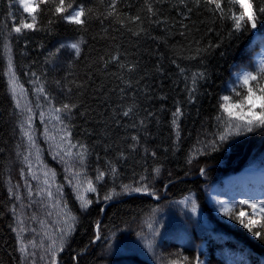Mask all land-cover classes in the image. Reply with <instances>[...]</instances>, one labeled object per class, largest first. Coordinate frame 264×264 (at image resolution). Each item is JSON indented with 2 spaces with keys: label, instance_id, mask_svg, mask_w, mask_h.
<instances>
[{
  "label": "trees",
  "instance_id": "16d2710c",
  "mask_svg": "<svg viewBox=\"0 0 264 264\" xmlns=\"http://www.w3.org/2000/svg\"><path fill=\"white\" fill-rule=\"evenodd\" d=\"M150 2L155 15L144 0H77L91 9L84 25L45 11L38 16L43 30L9 36V12L17 22L31 21L18 4L0 0V264H51L48 247L53 240L59 247L61 229H67L71 217L76 218L74 231L56 253L58 264H170L197 255L206 264H264V240L224 210L214 211L209 201L211 191L228 204L264 191V177L245 179V187L228 177L244 167L264 170V130L221 143L217 137L223 124L216 120L220 97L235 85L233 73L254 71L253 53H264V17L257 30L229 36L231 21L197 8L193 0ZM137 15L140 21L129 19ZM141 28L145 31L133 35ZM6 40L19 82L28 90L21 109L15 107L5 74ZM78 41V57L67 47L56 53L61 44ZM199 72L206 78L197 80L190 102L192 76ZM41 84L51 102L37 96ZM28 101L32 113L23 111ZM63 104L76 107L59 113L61 123L54 108ZM178 105L183 110L179 138L171 123ZM29 115L34 146L20 128L23 124L28 130ZM80 145L86 148L82 164ZM109 162L117 169L115 176ZM98 169L106 173L102 181L95 180ZM73 172L80 175L73 179ZM88 179L97 192L85 191ZM122 184L148 191L103 198L113 188L121 192ZM78 193L92 200L87 210ZM186 198L187 207L181 203Z\"/></svg>",
  "mask_w": 264,
  "mask_h": 264
},
{
  "label": "snow or ice",
  "instance_id": "6c2138e0",
  "mask_svg": "<svg viewBox=\"0 0 264 264\" xmlns=\"http://www.w3.org/2000/svg\"><path fill=\"white\" fill-rule=\"evenodd\" d=\"M185 0H180L181 4H184ZM197 8L204 7L209 13L213 16H217L220 19H228L231 21V31L229 36L233 33H243L246 32L249 28L252 30H257L258 22L261 21V17H264V2L259 5L256 3V0H193ZM11 3H16L22 9V13H26L27 17H30V21H27V18L20 19L17 22L16 15L12 12H9V17L12 20V26L9 29L8 35L11 36L12 33L23 34L25 30L29 31H38L43 30L38 26V16L42 12L48 11L51 12L53 16H57L62 19L64 22L72 25H84L85 17L91 11V9H85L82 4H78L77 0H10ZM144 3L147 7V11L152 15H155V11L152 7L150 0H144ZM110 7L114 8L115 5ZM189 12L192 11L191 8L188 9ZM112 13L110 12L109 15ZM132 21H140L141 17L139 15L130 17ZM49 24L53 23L50 19ZM7 26V22H5ZM145 29L141 28L140 31L134 32L133 35L139 36ZM72 42L67 45L61 44L57 49L56 53H59L61 49L67 47L75 51L76 56H79L81 51L80 43ZM211 47V46H210ZM219 47V45H215ZM3 56L7 61V71L6 75L8 76V85L10 93L15 103L17 109H21L20 100L28 94V90L24 88V85L19 82V78L16 75L14 70V64L12 59V48L10 42H6L2 46ZM131 70V69H130ZM181 73L184 72V69H180ZM32 76H36V73H31ZM206 73L199 72L194 73L192 76L193 87L189 90V101L192 102L195 100V92L197 91L195 85L198 79H205ZM34 85L38 83V79L31 81ZM59 83V81H57ZM37 96H42L44 100L51 102L52 97L49 96L46 92V89L41 84L35 88ZM32 102L28 101L27 104L23 107V111L32 113V107L28 106ZM39 101L36 103V107H39ZM76 107V105L63 104L59 108H54V111L58 114L55 116V119L59 122H63L59 113L69 112L71 108ZM132 111L131 108L123 112L124 116H128ZM219 112L220 114L216 116V120L223 124V130L218 134L217 139L222 143L233 136H239L244 133H252L256 130H264V55L260 57L254 71H242L236 74V82L234 86H231L230 93L220 97L219 103ZM43 113H40V116L43 117ZM183 116V110L178 105L175 111L172 113V125L176 131V136L179 138V120ZM32 115H29L26 123L28 124V130L24 129V125L20 124L21 131L25 137H27L30 144L35 145L34 138L31 134L32 131ZM143 123V121H141ZM63 131V130H62ZM45 134H47L48 129H44ZM67 135H70L68 133ZM55 139V137H50ZM65 137H62V141ZM133 140L138 141L137 136L132 137ZM69 147H76L75 144H71L68 141ZM213 150L216 148V141H212ZM81 148L85 149L84 152L78 153L77 157L79 162L82 164L86 155V148L84 145H80ZM39 151V150H38ZM66 155L71 156L70 151L65 153ZM155 156V153H152ZM123 157V153H121ZM37 158H39L37 156ZM28 157H25V162H27ZM110 165V174L115 176L117 174V169L115 165ZM29 165V169H30ZM156 173L160 172L159 168L155 169ZM23 170H21V175L23 176ZM200 174H205V169H200ZM47 175V173H45ZM54 176L55 173L53 172ZM80 174L78 172H73L72 177L75 179ZM106 176V173L101 170H97L95 177L96 181H102ZM35 178V177H34ZM144 177H141L143 180ZM47 184L48 181L45 180ZM69 183H72V180H69ZM87 188L86 192H97V188L93 180L88 179L86 181ZM79 189V185H74ZM57 191L60 192L61 188L58 187ZM148 189L145 186L133 187L129 184L121 185V192H116L113 188L109 193L104 195L105 200H111L114 196H118L125 193L131 192H147ZM11 192V190H10ZM154 195L155 193H149ZM52 193L49 191L48 196H51ZM19 199V197H17ZM77 199L81 202V208L87 210L88 206L92 203V200L86 199L84 196L77 194ZM186 207L189 204V200L186 198L184 201H181ZM223 209L225 215H229L230 219L238 221L253 237L258 240H264V191H262L258 196L257 195H247L246 198H241L239 201H233L231 204H226L224 201H217ZM14 211V209H13ZM191 213L193 216L197 215V204L194 200L191 201ZM75 217H71V223L65 221L68 224L67 229H61L60 236V245L57 247L56 241L53 240L48 247V252L51 254V264H58L56 253L58 251H63L67 237L71 235L74 231ZM98 227V226H97ZM148 228L153 229V224L149 223ZM99 239V236H97ZM147 240V238H145ZM147 247L151 250V242H147ZM21 253L26 252V248L22 245L20 248ZM43 259V257H41ZM170 264H206L205 261L200 259V256L195 257L182 256V259H174L170 261Z\"/></svg>",
  "mask_w": 264,
  "mask_h": 264
},
{
  "label": "rangeland",
  "instance_id": "374dc122",
  "mask_svg": "<svg viewBox=\"0 0 264 264\" xmlns=\"http://www.w3.org/2000/svg\"><path fill=\"white\" fill-rule=\"evenodd\" d=\"M264 55L262 51H259L257 53H253V59H255L257 62L260 59V57ZM242 72V70H237L233 73V78L236 80V74ZM228 177H231L232 180H240L242 181V186L245 187L244 180H259L264 177V170L263 169H256L251 167H244L235 174L229 175ZM227 188L229 187L228 184L225 185ZM246 198V197H244ZM209 201L213 204V210L214 211H221L224 210L223 207L217 203V201H224L221 198L217 197L214 193V191H211L209 194ZM226 204H228L226 201H224Z\"/></svg>",
  "mask_w": 264,
  "mask_h": 264
}]
</instances>
